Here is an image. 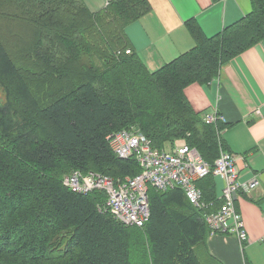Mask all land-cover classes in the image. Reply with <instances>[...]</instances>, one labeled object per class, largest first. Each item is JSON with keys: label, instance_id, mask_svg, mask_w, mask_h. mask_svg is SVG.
<instances>
[{"label": "trees", "instance_id": "obj_1", "mask_svg": "<svg viewBox=\"0 0 264 264\" xmlns=\"http://www.w3.org/2000/svg\"><path fill=\"white\" fill-rule=\"evenodd\" d=\"M252 2V13L212 38L189 20L195 47L151 73L126 54L125 34L152 11L149 0H112L97 13L83 0H0L1 26L24 33L19 59L0 34V264H204L205 214L222 205L214 175L197 182L213 203L207 211L179 187H150L142 228L106 212L104 192L77 193L64 179L77 170L114 180L140 175L136 159L118 158L108 142L132 127L155 149L182 139L214 166L225 125L206 122L185 90L209 85L264 41V0Z\"/></svg>", "mask_w": 264, "mask_h": 264}, {"label": "crops", "instance_id": "obj_2", "mask_svg": "<svg viewBox=\"0 0 264 264\" xmlns=\"http://www.w3.org/2000/svg\"><path fill=\"white\" fill-rule=\"evenodd\" d=\"M112 0H83L97 13ZM152 11L125 29L129 49L147 70L156 73L195 47L186 23L195 19L209 38L220 35L253 12L252 0H149ZM186 100L199 114L221 119L222 150L237 157L239 178L258 186L236 197L248 241L236 235L208 237L200 258L204 264H264V41L220 68L209 85H190ZM216 120V121H217ZM224 181L215 179L220 200Z\"/></svg>", "mask_w": 264, "mask_h": 264}, {"label": "built area", "instance_id": "obj_3", "mask_svg": "<svg viewBox=\"0 0 264 264\" xmlns=\"http://www.w3.org/2000/svg\"><path fill=\"white\" fill-rule=\"evenodd\" d=\"M126 54H132L131 50H127ZM217 119L221 117L204 115V120L208 123ZM108 142L118 158L136 159L142 173L133 178L114 180L104 174H83L77 170L65 177L64 184L68 188L83 194L104 192L107 196L103 206L106 212L126 226L142 228L150 218V187L160 192L179 187L196 209L207 211L213 203L204 201L197 182L214 175L224 181V186L220 196L221 207L205 214L210 236L236 235L241 243L248 241L243 217L236 209V197L240 193H251L258 182L240 180L235 155L221 151L213 166L202 157L197 148L190 147L184 140L175 141L169 151L155 149L145 135L132 129L111 134Z\"/></svg>", "mask_w": 264, "mask_h": 264}, {"label": "rangeland", "instance_id": "obj_4", "mask_svg": "<svg viewBox=\"0 0 264 264\" xmlns=\"http://www.w3.org/2000/svg\"><path fill=\"white\" fill-rule=\"evenodd\" d=\"M3 23V22H2ZM10 27L9 29L12 30V34H9L7 32V28ZM21 27L18 26L17 24H11V25H6V24H0V34L2 35V33L8 34L9 38L7 39L8 41V48L11 49V52H13V56H15L17 59H19L18 57V52L22 51V48H24V43L22 41V37L24 35V33H22L20 31ZM3 36V35H2ZM4 95L2 94V91L0 90V102H4ZM204 119V116H203ZM134 131H138L141 133V131L137 128V127H132L131 128ZM178 140V139H177ZM182 140V139H181ZM166 150L169 151L172 148L171 144H166Z\"/></svg>", "mask_w": 264, "mask_h": 264}]
</instances>
